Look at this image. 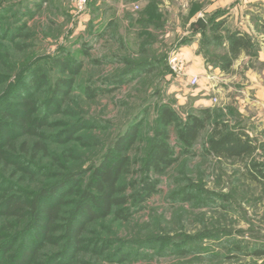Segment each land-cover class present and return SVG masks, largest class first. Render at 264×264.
<instances>
[{
	"label": "rangeland",
	"instance_id": "1",
	"mask_svg": "<svg viewBox=\"0 0 264 264\" xmlns=\"http://www.w3.org/2000/svg\"><path fill=\"white\" fill-rule=\"evenodd\" d=\"M195 10L189 0H86L80 13L72 0H0V101L17 78L29 76L24 83L34 93L21 92L20 98L33 102L30 117L41 124L35 132L42 135L24 136L9 124L1 127L11 139L0 137V153L6 154L0 156V203L14 196L31 199L42 189L65 184L69 175L82 181L57 192L62 201L58 228L50 241L41 242L34 264L59 261L65 243L60 229L90 170L132 127L137 137L120 181L121 197L127 200L120 209L126 216L114 212L88 224L83 238L90 247L67 264H264V255H254L264 251V76L259 90L255 80L247 86L225 81L226 75H235L244 83L247 69L262 74V51L251 35L249 59L236 67L226 20L206 15L204 31L194 30ZM176 51L192 66L180 79L169 65ZM197 56L199 61H193ZM57 60H68L80 70L67 98L48 113L55 83L71 78ZM30 70L39 71L45 81L38 83V76L32 80ZM192 76L198 78L196 85L189 83ZM18 98L10 103L16 105ZM162 105L171 107L180 121L189 115L205 119V127L188 150L171 127L168 145L176 163L161 174L144 173L142 163L161 129ZM6 106L0 113L15 116ZM201 110H209V116ZM215 123L242 130L253 141V154L231 159L208 154ZM37 142L43 150L34 152ZM143 181L156 183V191L137 203L132 197ZM3 209L0 247L18 238L7 258L30 243L32 233L23 234L29 218H10Z\"/></svg>",
	"mask_w": 264,
	"mask_h": 264
},
{
	"label": "trees",
	"instance_id": "2",
	"mask_svg": "<svg viewBox=\"0 0 264 264\" xmlns=\"http://www.w3.org/2000/svg\"><path fill=\"white\" fill-rule=\"evenodd\" d=\"M208 26L210 27L211 25L209 24ZM210 28L215 29V26L212 25ZM14 39L10 37V41ZM227 40L229 43V54L232 59L242 50L250 52L252 48L250 39L245 35L241 36L237 33H230ZM57 61V66L63 72H67L71 78L59 79L55 83V86L51 90V98L46 104V111L48 113L55 112L54 110H57V105H59L58 102H64L65 98H67L73 83L72 79L80 70L79 65L70 63L68 60ZM228 66H225L224 69ZM146 67L147 64L138 66L135 69L142 70ZM30 72H33L32 80L38 76V83L45 81V76L40 75L39 71L30 70L27 73ZM28 78L29 76L27 77L26 75L22 78H17V82L12 84L10 89L4 93V98L0 101V107L7 105L6 107H12L14 114L16 113L13 117L6 110L2 114L0 113V116L2 115L4 118L3 121H0L2 122L0 137L1 139H5V141L6 139L9 141L11 135L8 134L7 136V133L1 128L3 124L12 125L15 132H20L24 136L35 135L37 138H42V135H38L35 132V130H40L41 124L33 121L30 117L34 107L33 102H31L30 98H20L21 92L24 94L23 96H30L34 93V91L30 92V89L25 85L26 83H24V79L27 80ZM32 80H29V83ZM116 82H120V79H117ZM14 96L20 98L17 99L16 105H14L15 102L10 103V100ZM209 112V110L200 111L206 117ZM158 122L161 129L156 134L155 142L142 163V172L144 173L154 172L161 174L165 169L176 163V158L168 145L167 133L171 127L176 128L177 140L186 150L195 144L199 133L205 127V119L198 116L189 115L185 121H180L175 111L168 105L160 107ZM75 129L76 127H72L69 132L73 133ZM137 132V128L132 127L122 133L109 148L103 160L90 170L89 180L85 185L84 191L80 194L79 200L75 203L73 210L68 214V218L60 229L63 232V238H65L64 248L58 257L59 261L52 264H67L80 251L90 247L89 241L83 238V233L85 227L91 222H94L98 218H105L114 212L117 217L122 218L126 216L125 214L122 215L120 209L127 205V200L121 197L123 188L120 186V181L130 165L127 152L135 142ZM206 146L208 154L218 158H244L251 156L255 151L253 141L242 130L230 131L226 124L221 123L214 124L213 132ZM32 149L34 152L41 151L43 147L40 142H37ZM1 154L2 159L6 157V154L4 156ZM64 179H66L65 184L63 182L58 188L54 187L49 190L42 189L33 195L31 199L23 196H14L5 198L0 203V206H4L1 212L6 216L17 220L29 218L28 229L23 234L27 236V234L32 233L30 243H26L22 248L17 249V253L7 258H5L6 254L14 247L18 238H11L0 247V261L4 259L3 264H34L41 242L50 241L48 236L58 228L56 226L58 205L62 204V201L58 198L57 192L62 190L64 186L72 185L74 187V185L82 182L81 178L75 175H69ZM155 188L156 183L143 181L137 195L132 197L133 201L141 203L156 191ZM21 237L22 234L19 238L21 239ZM254 255L260 257L264 255V251H256ZM43 264H48V262Z\"/></svg>",
	"mask_w": 264,
	"mask_h": 264
},
{
	"label": "crops",
	"instance_id": "3",
	"mask_svg": "<svg viewBox=\"0 0 264 264\" xmlns=\"http://www.w3.org/2000/svg\"><path fill=\"white\" fill-rule=\"evenodd\" d=\"M189 2H192L196 8L191 25L206 15L225 19L227 23L226 29L229 34L237 33L241 36L245 35L249 39L251 35L253 36L262 51L259 53V61H264V0H189ZM248 53L242 50L237 54L236 67L240 65L241 61L244 63L248 61ZM193 61H199V57H195ZM187 68L190 70L192 66L189 65ZM262 75L264 76V71L260 74L252 69H247L244 70V83L241 77H236L235 75L231 76V78L226 75L225 81L240 82L241 85L247 86V84L251 85L255 80V82H258L257 89L259 90L262 89Z\"/></svg>",
	"mask_w": 264,
	"mask_h": 264
},
{
	"label": "built area",
	"instance_id": "4",
	"mask_svg": "<svg viewBox=\"0 0 264 264\" xmlns=\"http://www.w3.org/2000/svg\"><path fill=\"white\" fill-rule=\"evenodd\" d=\"M86 0H72L73 6L77 13H80L84 10ZM169 65L170 70L174 74L175 78L180 79L185 77L187 70V63L185 58L179 52H174L169 57ZM198 82V78L196 76H192L189 80L191 85H196Z\"/></svg>",
	"mask_w": 264,
	"mask_h": 264
},
{
	"label": "water",
	"instance_id": "5",
	"mask_svg": "<svg viewBox=\"0 0 264 264\" xmlns=\"http://www.w3.org/2000/svg\"><path fill=\"white\" fill-rule=\"evenodd\" d=\"M205 27L206 22L202 18L198 19L195 23L191 25V28H193L194 30H200L202 32L204 31Z\"/></svg>",
	"mask_w": 264,
	"mask_h": 264
}]
</instances>
